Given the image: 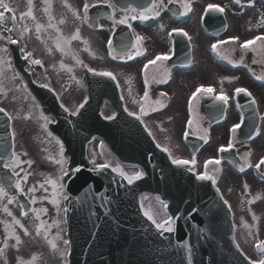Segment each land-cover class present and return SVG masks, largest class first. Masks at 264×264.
<instances>
[{"label":"water","instance_id":"95a60500","mask_svg":"<svg viewBox=\"0 0 264 264\" xmlns=\"http://www.w3.org/2000/svg\"><path fill=\"white\" fill-rule=\"evenodd\" d=\"M115 125L116 122L101 120L97 126L85 130L75 131L60 124L53 128L64 140L69 156V174L64 185L69 194L66 216L71 264H189V249L191 264H249L232 245L229 217L216 212L209 188L195 185L182 169L171 167L173 175L169 176L161 170L145 168L153 179L162 180L165 196L173 203L169 209L176 219V239L182 243L178 244L144 221L134 196L121 180L86 163L83 148L92 135L102 136L119 157L132 161L133 152L123 149L121 142H114L118 137ZM134 160L146 162L141 153ZM179 174L187 178L185 183L182 184ZM191 184L205 190L203 199ZM140 187V183L131 186L136 195ZM141 246L149 256L138 253Z\"/></svg>","mask_w":264,"mask_h":264},{"label":"flooded vegetation","instance_id":"af4514ba","mask_svg":"<svg viewBox=\"0 0 264 264\" xmlns=\"http://www.w3.org/2000/svg\"><path fill=\"white\" fill-rule=\"evenodd\" d=\"M35 0H32L34 4ZM27 0H19V11L20 14L26 12L28 10ZM38 6V0L36 1ZM264 6H262V10ZM21 16V15H20ZM241 20V19H237ZM259 20V28L260 33L264 31V25L260 23ZM26 21H30L34 26L32 20L25 19L23 23ZM21 24V20L20 23ZM233 27V28H232ZM230 27L228 35L231 36L232 31L233 34L238 37L241 42L250 40L253 33H242L239 28V23L232 24ZM96 38V37H95ZM230 48L228 50L227 57H230L236 63V66L230 64L225 68L219 66L209 65L211 62L209 60V66L198 67L195 72H193L192 86L185 91V93H181L180 90L175 92V117L178 119V123H176L175 127V141L170 143V147L177 151L181 156H186L187 153H190L189 147L187 145H183L181 142L182 137L184 138L185 131L190 133L194 140L201 143V148L198 149L193 156L196 158V164L193 165V170H198L201 173L205 172V162L212 159H221V152L219 151L221 146L227 147L229 141L232 142L233 148L229 151L233 152V156L237 162V164L231 165L230 163H225V161H221L220 165H208V173L209 175L215 176L217 183L216 187L221 191L225 199L235 207L236 212L239 213L240 217L246 218V222L248 225L254 223V229H263L259 226L258 221H254L252 219V215L255 214L256 217L264 215V182L258 180V176L264 177V165H261V169L259 171L256 170L255 164L258 163V159L264 155V80H258L256 77H264V52H252L248 51L246 54L240 49L239 43H228ZM35 46L40 45V40H36L34 43ZM252 47H258V45H253ZM243 55V62L240 63L241 56ZM255 61V63L253 62ZM47 64V62H44ZM162 70H158L154 74V79L150 82L152 87H158L159 84H163L162 79ZM223 80V84L221 81ZM52 81L55 84H60V78H53ZM231 81V82H229ZM178 82H180V78H178ZM169 83H165L166 87H169ZM200 86L211 87L214 91L212 94L217 95L220 93L221 89L223 92L229 96V104L226 106L225 116L220 123H211V119L205 117L200 113L201 109V94L197 93L195 99H191L189 91H192V95L196 92V89ZM237 88H244L248 92L251 93V96L256 101V105L260 110V124L258 127L259 135H256L250 141H242L239 139L238 133L236 131L235 134L231 132V128L233 125L240 123L241 121V113L239 112L238 105L235 104L234 100L236 97L235 90ZM204 95H207L204 93ZM203 95V96H204ZM184 96V97H183ZM191 99V105L189 101ZM212 113H214L215 108H211ZM176 119V120H177ZM191 119L193 121V125L191 128L187 127L188 120ZM207 134V143L204 142L203 139H199L198 137L204 136ZM233 138V140H232ZM18 148L21 150V146L16 145L15 153L20 157L22 161L20 167L16 168V172L19 173V176H14V182L23 177L25 173H28V180L26 183L22 182V187L24 189L25 197L22 198L25 205L31 209L33 207H39L40 209L46 208L48 209L47 214L40 212V216L43 218V223L46 225L47 221H53V209L44 204L43 198L39 194V183L36 182L35 179L39 177V175H35V170L37 169L34 166H37V163L31 165L29 167L28 163L25 161V157L18 152ZM184 148V149H183ZM184 151V154L181 153ZM251 153V156L248 158L253 167L247 168L241 172L240 166L244 164V157L246 153ZM192 156V157H193ZM180 157V156H179ZM264 158V156L262 157ZM3 166V161L0 162ZM46 166L45 164H42ZM48 167V166H47ZM50 169V167H48ZM219 169V171H217ZM10 170V169H9ZM11 171V170H10ZM12 172V171H11ZM248 185L247 192L245 191L244 185ZM35 187L37 190L32 193L29 192L28 189ZM17 191V190H16ZM17 195H21L20 192L17 191ZM256 196H260L259 200H255L254 203L248 206V202L255 198ZM36 199V203H31V198ZM257 205V206H255ZM7 207L9 211L12 213V216H8L2 209L3 207ZM249 207V208H248ZM40 209H35L39 211ZM32 210V209H31ZM250 212V214H249ZM33 215L36 217L35 213L32 210ZM13 217L20 220L21 224L27 223L22 216V212L20 210V206L18 204L17 199L12 204H7V198H4L0 201V240L5 238V228L8 226L9 231H15L17 235L20 236L21 240L23 238V231L19 227V225H15L13 223ZM34 222H30L29 228L33 226ZM28 228V229H29ZM22 254L28 253L27 249L20 250ZM6 249L4 252V256L0 257V260H7L5 257Z\"/></svg>","mask_w":264,"mask_h":264},{"label":"snow or ice","instance_id":"6c2138e0","mask_svg":"<svg viewBox=\"0 0 264 264\" xmlns=\"http://www.w3.org/2000/svg\"><path fill=\"white\" fill-rule=\"evenodd\" d=\"M44 2L46 4H48L49 6L46 7L44 9L45 13H49L50 10V3L49 0H44ZM241 0H235L236 4H240ZM250 2H254V0H250ZM179 4L180 7L182 8V11L179 13L180 15H187L189 12H191L192 9V4L190 2V0H167V4ZM104 5L107 8L112 9V12L108 15V19L112 20L113 23V27H115L116 25H126L128 28H131L132 25L131 23H129L130 20H137L139 19L141 22L149 20V19H154V18H158L161 14V9L166 8V4L164 2V0H149V3L146 5H142L140 6L139 10L137 8L134 7H121V11L124 12V15L121 16L119 19L116 18V9H117V5L115 3H113V0H84L83 2V9H82V16L81 13L79 11H77L76 9H73L71 5L67 4L66 0L64 3V7L68 8L69 11L72 12V15L77 19L80 20L82 19L84 22H89V20L91 19L89 16V10L90 8H95L98 5ZM0 8L3 9V11H0V29H2V31H0V41H6L8 44H18L20 41L24 40L25 38V34L27 33H31L33 31L32 28H30L26 23H23L25 20V17L31 19L32 21H36V17L33 13V3L32 0H28V10L24 13L21 14L20 16V20H21V24H17L16 22V16L12 15L10 17L6 16L5 13H9V12H13V8L10 6V4L8 2H6V0H0ZM225 11L224 7H220L218 5L215 4H209L207 5V8L205 9V12H213V13H221L223 14ZM128 13H132L131 16H129ZM100 17H97V19H99ZM11 20L12 22V27L8 28L6 27V21L7 20ZM54 17H52L51 15L48 16V24L47 26H45L44 24L41 23H35L34 24V34L37 40H41V32L42 30H46V28H53L55 29V31L57 32V38H56V42H55V47L58 51H60L62 54L67 55L68 52L65 51V47L64 45H71V42L74 40H81V42L85 45V51H89L90 55H93L95 58V54L91 52L90 50V46L88 44V41L86 40H82L81 35H80V30L79 28H77L74 32V34H72L70 37L65 38L63 36V34L61 33V30L56 27L55 24L52 23ZM60 24H64L65 20L61 19L59 21ZM260 23L262 25H264V16L261 17V21ZM163 27V25H161V28ZM174 32H178L179 34L184 35L185 37H188V34L186 32H184L182 29H173ZM3 32H8V33H16L17 38H13L12 35H8L5 36L3 34ZM144 37L135 34V43H133L132 45H128L126 43H122L121 44V49L123 51V55L126 56L129 60L134 58V55L131 51H129V47L134 48L135 49V56H141L145 54L144 49H142L140 47L141 42L143 41ZM189 40H191V37H188ZM238 37H232L230 38V41L232 43H235L238 41ZM257 41H259V46L258 47H252L253 45H256ZM41 43H45L43 40H41ZM229 43V41H219L218 44H213L212 45V50L214 52L218 53V45L220 44H226ZM24 45L21 46V50L23 51L24 49ZM47 47V45H46ZM240 49L246 54L248 51H252L254 53L256 52H264V36H256L254 39L251 40H247L243 43H240L239 45ZM108 48H109V55L112 56L113 59H116L117 57L113 54V50H112V41L109 40L108 41ZM51 49H48V53L51 54ZM8 52V48L7 47H0V53H7ZM219 54V53H218ZM25 61H28L31 65H38L43 67V62L40 59H36L33 58V53L30 51H23V57H22ZM223 59H226L228 61V63L233 64V66H236L237 62H234L233 60H231L230 57H222ZM73 59L76 61L77 64H83V61H81L75 54H73ZM170 59V56L167 55H157L154 59L149 60L145 65H144V71H145V76H144V83H145V91L142 97V101H137L135 99H133V103H139L140 104V115H136V113L134 112H128L129 116H135V118L137 120H140L141 123H143V120L141 119V116L143 115H147V111L145 110V104L149 101V92L147 90L148 87V76H147V69L149 68L150 65H156L157 61H164ZM243 55L241 56V60L240 63L243 62ZM255 63V61H253ZM4 65H7L8 68H11V60H5L3 56H0V94L2 95H7V92L5 91L4 88V84H3V80H4ZM61 69L65 68V65L61 62L60 64ZM84 67L87 69L88 72H91L94 76H99V77H107L113 81H116V75L113 74L110 71H96L92 68H89L87 65H84ZM69 72L72 71L71 68L67 69ZM13 81L18 79V77L13 74L12 78ZM73 79H75V77H73ZM256 79L258 80H264V77H256ZM126 83H128L129 85L132 82V77H128L125 81ZM159 82H167L166 80L163 81H159ZM231 82V81H229ZM77 84H80V81H76ZM221 84H223V80L221 81ZM117 86H119L117 84ZM40 87L42 88H48L49 91H52V89L50 88V86L46 83H42L40 85ZM213 89L211 87H204V86H200L196 89V92L193 93L192 98L191 99H195L197 93L200 92H204L206 94H212L213 93ZM241 93H243L244 95L251 97V93L248 92L246 89L244 88H237L235 90V94L238 96ZM129 94H131V88H129ZM160 95L166 96V93H160ZM59 98V97H58ZM121 99H123V97H121ZM191 99L189 101V104L191 105ZM213 99L220 102L221 107V112L226 110V106L229 104V96L227 94H225L223 92V89H221L220 93L217 95L213 96ZM87 99L84 100L83 103H81L78 108L76 109V111H70L67 107L64 106V104H61L60 107L64 110V112L69 113V115L72 116H76L79 114L80 109L84 108L85 104H87ZM252 104L254 105L256 103L255 99H252ZM155 103L157 105H159L161 108L162 107H166L167 105L165 103H162L160 100L155 101ZM158 109H153V111H156ZM125 111H127V109H125ZM0 113H4L5 116H8V119L11 120L12 117L6 112L5 108L0 107ZM41 118L45 121V125L44 127H47V124L50 123V119L47 116H44L43 113H41ZM107 119L111 120L114 119L113 116H109L107 117ZM241 123L235 124L233 125V127L231 128V132L233 134L236 133V131L241 128ZM193 125V121L191 119L188 120L187 122V127L191 128ZM257 135H259V130L257 129ZM149 135H151V132H149ZM190 135V133L188 131H185L184 133V137L185 139ZM199 139H203L205 143H207V134L205 133L204 136H200L198 137ZM57 143L59 144L60 141L57 140ZM157 147H161L159 144H157ZM233 148V144L231 141H229L227 147L221 146L219 151L221 153L223 152H227L229 150H231ZM161 151L168 153L169 158H171V162L174 165L177 166H184V165H188L189 163H191L192 165L196 164V158L195 156H193L191 158V161L189 160H185V159H181V158H173L172 157V152L169 148L167 147H163L161 148ZM24 155H27V153H24ZM60 156L61 159L60 160H56L55 162L61 165V175L57 178V179H52L51 177H46L43 183H40L39 187L41 189H44L45 191H47V189L45 188V184L50 185L52 188V199L50 200V203H52L53 205L56 206L57 208V212L60 211V207H59V199L57 198L58 195H61L58 193L57 189L59 188H63V184L60 183V181L63 179V176L67 175V171H65L63 169V145H60ZM251 156V153H246L245 157H244V164L240 166V171L243 172L245 170V167L247 168H251L253 167V165L251 164V162L249 161V157ZM0 160L3 161V167L6 169H10L12 171V175L13 176H19V173L16 172V168L20 167L22 161L20 160V157L17 155V153L13 152L11 159H6L3 155H0ZM26 163H28L29 167L32 164V161H26ZM93 164H95V160L92 161ZM220 165L221 164V160L220 159H212V160H208L205 162V172L202 174H198L196 176V178L198 180H204V181H211L213 185H215L217 183V180L215 178V176L213 175H209L207 169H208V165ZM261 165H264V158H261L260 161L258 163L255 164V168L257 171H259L261 169ZM98 167L100 169H107L110 167L109 164L105 163V164H100L98 165ZM189 171H192V169H188ZM113 172H116L118 175H120L123 179L127 180V182L129 184L134 183L135 181H138L140 179L143 178V173L142 172H134L132 174H128L126 173L122 167H120L119 164H117L116 167L112 168ZM217 171H219V169H217ZM28 173H25V175L19 179H17L14 182V187L15 189L21 193V195L24 194V189L22 187V182L26 183L28 180ZM245 191L247 192L248 190V185L245 184L244 185ZM37 189L35 187H32L30 189H28L29 192L34 193ZM217 192H219V189L217 188ZM4 198H7V204H12L15 200L16 197L14 195H9L8 191H6L4 184L2 182H0V201H2ZM63 199H68V197L66 195L62 196ZM221 199H223V197H221ZM260 196H256L253 200H250L249 203H253L255 200H259ZM37 201L36 199L33 197L31 198V203L35 204ZM225 205H228V201H224ZM21 210H22V215L27 216L28 213L27 211H25L23 209V205L20 206ZM164 207H167V205H164ZM229 207V211H231V206L228 205ZM5 213H7L8 216H12V213L9 211V209L5 206L2 209ZM48 209L46 208H42L39 211H36L35 209H33V212L36 215V219L39 220L40 219V212H43L44 214H47ZM63 211L66 213L68 211L67 208H64ZM144 215L156 226V228L158 230L164 231V232H173L174 231V227L172 225V220L171 218L164 220L163 222L158 223L157 220L154 218V216L151 214L150 211H145ZM252 219L254 221H258V217L255 216V214L252 215ZM243 222V221H242ZM13 223L15 225H19V227L21 229L24 230V234L28 235V230L26 228H24V225L21 224L20 220L16 219L15 217H13ZM58 225V222H54ZM244 227L245 228H249V225L247 223H244ZM44 228V224L43 222H41V224L36 228V234L39 236L41 234V229ZM5 232L7 233L6 237H5V241H4V246L3 248H0V257L4 256V252L5 249L9 247L7 240L8 239H14L16 242V245H19L22 243L21 238L19 235H17L15 233V231H9L8 226H6L5 228ZM249 235H252L251 230H249ZM45 238H47L46 234H45ZM63 243L67 246L70 244V242L68 240H64ZM49 244L51 245L52 249L55 250L57 248V245L55 243H53L52 241H49ZM237 249L239 250V245H236ZM255 248L257 250V253L259 254L260 258L258 260H249V264H264V241H257L255 244ZM38 259L37 256H33L32 257V261L29 262H24L22 260H20L18 258V264H33L34 261H36ZM245 259H248L247 257H245ZM5 264H7V262L5 261ZM189 264H191V249H189Z\"/></svg>","mask_w":264,"mask_h":264},{"label":"rangeland","instance_id":"374dc122","mask_svg":"<svg viewBox=\"0 0 264 264\" xmlns=\"http://www.w3.org/2000/svg\"><path fill=\"white\" fill-rule=\"evenodd\" d=\"M67 4L69 3L68 0H66ZM165 2V0H164ZM190 2L193 4V6L195 7V14L193 12V15H195V19H197L198 16V9L201 8V6H205V5H209V4H221L223 6H226L227 4L225 3V0H190ZM195 5H194V3ZM49 3L51 5L49 13H45L44 9L46 7H48L49 5L46 4L44 2V0H40V7L39 9L42 8L43 12H40L39 14V19H40V23L44 24L45 26H47L48 24V16L51 15L52 17L55 16V18L60 17L61 14L65 13L66 10L68 8L64 7V3L65 0H49ZM239 5V4H238ZM17 7L19 9V5L17 4ZM71 12V11H70ZM234 13H237L238 15L240 13H246L247 14H251L252 12L247 11L245 9H236L233 10ZM72 14V12H71ZM124 14L120 15L123 16ZM132 13H129V16H131ZM252 15V14H251ZM254 16V14H253ZM157 19V23H152L148 26H146V22H148L149 20L143 21V24H141L142 27H136V32L138 35L142 36L144 35L145 38H149V39H153V38H157L160 41H164V35L162 33L163 27L161 28V25H167L168 23V17L165 16L163 14V10L161 9V14ZM139 20V19H137ZM154 20V19H153ZM72 22L74 23L73 20V15H72ZM53 24L56 25V27H58L61 31H62V25L57 24V22L52 21ZM196 24V21H195ZM194 24L193 27L190 28V30L186 27H182L176 24H172V25H167L168 27L166 28V30L169 28H177V26L182 27V28H186L185 32L188 34L189 37H191V40L194 42L196 40V38L198 37V40L200 42V38L199 36L194 35V30L193 28L196 27V25ZM10 28V26H8ZM62 33V32H61ZM11 35L13 36V33H11ZM41 36H43V38L47 39L48 41H50L51 43L56 41L57 38V32L55 31V29L53 28H46V30H42L41 32ZM31 39V37L29 38ZM84 40V39H82ZM90 42V41H89ZM82 43V42H81ZM80 43H75L73 42V46H74V50L79 51L81 50L82 45H79ZM95 43H91L90 45L94 46ZM166 44V43H165ZM0 47H6V41H0ZM29 48L31 52H34L33 45L30 42L29 43ZM165 48V47H164ZM163 48V49H164ZM195 48V46H194ZM91 52L95 54L96 51H94L92 48H90ZM56 54V53H55ZM0 56H3L4 59L9 60L8 57V53H0ZM63 58H62V57ZM83 61L89 63L91 66L90 67H95V68H101L99 64H97L95 61L94 62H89L91 59L94 58L93 55H90L89 51H86V53L83 55ZM53 61L50 64V68L53 71L54 74H56V72H59L63 75H65L66 77L69 76H76L77 78L81 79V72L79 70H77L76 65L74 64H70V62L68 61L69 64H65V60L64 59V55H58L56 54L53 57ZM95 59V58H94ZM57 62H59V64H61V62L65 65L64 69H61V67H58L56 64ZM73 63V62H72ZM105 67L107 64H104ZM57 66V67H56ZM71 68L72 71L69 72L67 69ZM138 68H136L137 70ZM12 69H9L7 65H4V80H3V84H4V88L5 91L7 92V95H3V99L0 103V106L5 108L8 113L12 116L13 118V123H14V128H13V133L14 136L16 137V139L19 141V143L22 145L23 150L25 153L29 154L30 156H34L36 157L37 155V159H34L35 163H37V167L39 169L42 170H46L49 169L48 167H51L50 169V177L52 179H57L59 175H61V165L56 163V160H60L61 156H60V143H57V139L55 137H53L49 132H47V128L44 127L45 125V121L41 118V112L38 109L37 104L30 98L28 92L25 90V88L23 87L22 83L19 82L18 79L16 80H12V76L13 73L11 71ZM16 75V74H15ZM17 76V75H16ZM18 77V76H17ZM121 81L123 80V82L126 81L127 77L121 76ZM189 78L192 79V76H188L187 82H189ZM177 86H173L171 88V93L175 96V91H176ZM72 93H74L73 91H71ZM129 92V90H128ZM123 95L125 96L124 89L122 91ZM77 94V93H76ZM57 95L59 97V101L61 102V104H64L65 107H67L70 111H76L77 106L76 102L79 100H73V98L71 97V93H69V90H57ZM175 99V98H174ZM126 108L127 110H132L133 109V105L132 103L126 101ZM175 104L171 107V111L168 112V116L166 117V119L164 120H155L154 124L152 123H148V125L146 124L147 128L153 132H155V127H158V137L161 138V140H163L162 142H165L166 144H169L170 142H174L175 141V125L176 123H178V119L175 117ZM104 115L106 116H111L112 113L109 109H107L104 112ZM177 119V120H176ZM174 122L175 125H174ZM175 126V127H174ZM151 131V132H152ZM152 132V133H153ZM160 143V142H159ZM173 156H176L175 154H172ZM88 157L89 160L92 161L95 160V164L94 165H98L101 163H109L111 164V168H114L117 166L116 162L114 160H112L111 158H109L108 153L105 152V149L102 148V145L100 143V141H94L88 148ZM41 162L44 164H48L47 166H43L41 165ZM65 159L63 158V169L65 166ZM122 167V166H120ZM123 170L128 173V174H132L134 172H139L136 170H132L130 168H125L122 167ZM65 170V169H64ZM36 182L39 183H43L44 180L43 179H39ZM45 188L47 189V191H45L44 189L40 188V192L45 200L46 204H49L50 206H52L53 208L56 207L55 205H53L52 203H50V200L53 198L52 197V188L50 185L45 184ZM58 193L61 195H58V199H59V207L61 206L60 201L62 199V196L64 195L62 188L57 189ZM141 204L142 207L145 211H150L151 214L154 216V218L157 220L158 223L163 222L164 220L168 219V217L166 216V213L164 212V208L162 205L159 204V202L156 199L150 198V197H143L141 199ZM57 210V208H56ZM60 211H59V218L57 220V222L60 221ZM242 219V217H241ZM41 223H37L35 225V227H33V229H29L30 231L28 232L31 235H36V228L40 225ZM64 229L62 227V224H60L59 226L55 227V228H42L41 229V234L38 236L39 237V242L37 243V246H34L31 244V242L29 241V239L26 237V235L24 236V239L21 240L22 243L19 245H16V242L14 239H8L9 242V247L11 250H9L10 252V256L9 258H7L6 262L7 264H18V258L20 260H22L21 257H18L20 250L21 249H26L28 248L27 244H29L30 246V254L29 257L27 258V260H22L24 262H29L32 261V252H35V256L38 257V259L36 261L33 262V264H65V254H66V245L63 243L64 241ZM252 235H249V230L248 229H239L238 233L236 235V240L240 246V248L242 249L243 253L249 257L251 260L255 261L258 260L260 258V256H258V254L256 253L255 249L252 246V243L256 240H258L259 236L257 232H254L253 230L251 231ZM45 234L47 236V238H45ZM258 236V237H257ZM257 237V238H256ZM49 241H52L53 243H55L57 245V248L55 250L52 249L51 245L49 244Z\"/></svg>","mask_w":264,"mask_h":264}]
</instances>
